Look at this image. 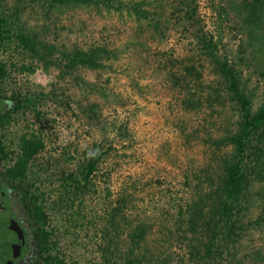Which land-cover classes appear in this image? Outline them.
I'll list each match as a JSON object with an SVG mask.
<instances>
[{
    "label": "rangeland",
    "instance_id": "rangeland-1",
    "mask_svg": "<svg viewBox=\"0 0 264 264\" xmlns=\"http://www.w3.org/2000/svg\"><path fill=\"white\" fill-rule=\"evenodd\" d=\"M201 9L205 29L221 30L226 47L251 49L231 18L222 29L208 5ZM132 13L62 0H0V93L15 108L0 120V176L25 162L24 148L35 145L15 183L17 199L26 198L18 206L31 223L36 264H206L207 217L195 226L190 215L204 207L194 200L222 171L230 147L219 138L233 127L234 111L206 96L187 108L190 94L182 97L173 76L174 63L193 47L191 31L170 25L155 35ZM20 35L34 45L26 47ZM98 45L107 52L100 68L69 63L77 49ZM190 62L196 68L199 57ZM260 72L247 63L254 108L264 96ZM202 82L195 79L193 89L202 90ZM95 150L103 156L85 180L81 171ZM250 190L264 218V180ZM37 207L47 246L39 245L31 210ZM254 238L244 239L238 254H248ZM233 255L218 260L251 264L249 255L243 262Z\"/></svg>",
    "mask_w": 264,
    "mask_h": 264
},
{
    "label": "trees",
    "instance_id": "trees-1",
    "mask_svg": "<svg viewBox=\"0 0 264 264\" xmlns=\"http://www.w3.org/2000/svg\"><path fill=\"white\" fill-rule=\"evenodd\" d=\"M62 1L107 11L128 9V12L133 11L132 14L139 20L146 22L145 26L149 33L159 36H164L166 31L170 30V25L179 27L184 33L185 30L187 33L191 31L192 35L189 39L192 42L189 45L193 47L190 48V52L181 56L182 62L178 65L174 63L176 75L173 77L177 81L178 90L185 91L183 98L190 94L185 100V106L194 108L205 96L220 99L224 106H229L232 112L234 111L230 116L236 119L233 120V127L227 131L226 135L219 138V143L230 147L221 159L222 171L218 172L216 184L207 186L199 198L194 200L205 205L200 211L191 213L190 221L198 226V222L207 217V221L201 224L206 234V264H222L218 260L222 253L230 256L232 252H234L232 259H237L238 262L245 261L249 255L251 264H264V218L260 216L258 207L253 208L252 203L255 202H253L255 198L252 197L250 190L254 181L264 180V96L260 106L254 108L251 97L255 87L250 85L251 78L245 73L246 65L250 62L264 75V31L262 28L264 0ZM204 3L217 16L218 27L223 29L231 18L233 22L229 23L230 26L240 31L242 41L247 40L245 45H251V49L248 50V47H245L236 52L232 51L223 42L221 30H216V34L215 31L206 30L201 9ZM19 40L26 47L34 45L23 35L19 36ZM106 53L105 47L100 45L87 50L77 49L69 63L97 69L103 65L104 59H107ZM175 54L179 53L175 52ZM196 56L199 57L200 62L195 68L190 61ZM206 74H211L210 78L206 77ZM199 77L203 82L198 88L202 90L195 91L194 82ZM0 109L4 111V114L1 113L2 121L3 118L10 116L15 108L9 106L5 99L1 101ZM34 146L31 143L24 148L25 162L37 149ZM5 156L4 147L0 144V158ZM102 156L103 153L100 151L92 152L91 158L81 171V178L85 179L96 169ZM25 162L22 159L17 161L1 176L6 185L13 187L16 193L21 189L17 188L18 185L15 182L23 179ZM258 192L259 195L263 194L261 188ZM20 199L18 202L26 201L24 195ZM31 210L36 223L39 224L37 227L39 245L47 246L48 233L40 227V224L45 222L42 210L40 207ZM249 236L257 237L254 238L255 241L257 240L255 246L249 249L248 254L247 252L238 254L242 253L243 241ZM227 264H233V260L228 259Z\"/></svg>",
    "mask_w": 264,
    "mask_h": 264
},
{
    "label": "flooded vegetation",
    "instance_id": "flooded-vegetation-1",
    "mask_svg": "<svg viewBox=\"0 0 264 264\" xmlns=\"http://www.w3.org/2000/svg\"><path fill=\"white\" fill-rule=\"evenodd\" d=\"M1 76V71H0ZM0 93V103L2 100H5ZM7 100V99H6ZM4 111L0 109V120L1 115ZM3 113V114H1ZM0 186L2 189V199L3 205L6 207L9 215L17 221L21 230H22V242L19 244L16 252H12V261L13 264H36L34 256L35 243L33 239V234L31 232V223L26 221L27 216L23 211L20 210L17 199V193L14 192L13 187L6 185L5 181L0 176ZM19 208V209H18ZM20 211V212H19Z\"/></svg>",
    "mask_w": 264,
    "mask_h": 264
},
{
    "label": "water",
    "instance_id": "water-1",
    "mask_svg": "<svg viewBox=\"0 0 264 264\" xmlns=\"http://www.w3.org/2000/svg\"><path fill=\"white\" fill-rule=\"evenodd\" d=\"M22 230L3 205L0 186V264H13L12 252H16L22 242Z\"/></svg>",
    "mask_w": 264,
    "mask_h": 264
}]
</instances>
